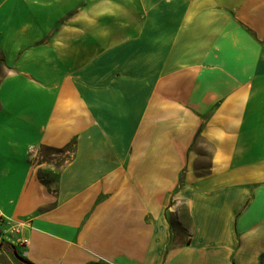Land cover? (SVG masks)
<instances>
[{
	"label": "crops",
	"instance_id": "obj_1",
	"mask_svg": "<svg viewBox=\"0 0 264 264\" xmlns=\"http://www.w3.org/2000/svg\"><path fill=\"white\" fill-rule=\"evenodd\" d=\"M0 244L264 264V0H0Z\"/></svg>",
	"mask_w": 264,
	"mask_h": 264
},
{
	"label": "water",
	"instance_id": "obj_2",
	"mask_svg": "<svg viewBox=\"0 0 264 264\" xmlns=\"http://www.w3.org/2000/svg\"><path fill=\"white\" fill-rule=\"evenodd\" d=\"M13 256H14V258H15L18 262H20V263H22V264H31V263H30L28 260H26L24 257L20 256V255L17 253L16 250L13 252Z\"/></svg>",
	"mask_w": 264,
	"mask_h": 264
},
{
	"label": "trees",
	"instance_id": "obj_3",
	"mask_svg": "<svg viewBox=\"0 0 264 264\" xmlns=\"http://www.w3.org/2000/svg\"><path fill=\"white\" fill-rule=\"evenodd\" d=\"M0 249H1V244H0ZM6 249L8 251H10V253H13V251H14V247L13 246H6ZM18 263H20V262H18ZM20 264H22V263H20ZM90 264H106V263H90Z\"/></svg>",
	"mask_w": 264,
	"mask_h": 264
},
{
	"label": "rangeland",
	"instance_id": "obj_4",
	"mask_svg": "<svg viewBox=\"0 0 264 264\" xmlns=\"http://www.w3.org/2000/svg\"><path fill=\"white\" fill-rule=\"evenodd\" d=\"M11 257H12L11 260H12V262H13L14 264H20V263L17 262V260L14 258V256H11Z\"/></svg>",
	"mask_w": 264,
	"mask_h": 264
},
{
	"label": "built area",
	"instance_id": "obj_5",
	"mask_svg": "<svg viewBox=\"0 0 264 264\" xmlns=\"http://www.w3.org/2000/svg\"><path fill=\"white\" fill-rule=\"evenodd\" d=\"M24 242H26L25 240H23Z\"/></svg>",
	"mask_w": 264,
	"mask_h": 264
}]
</instances>
